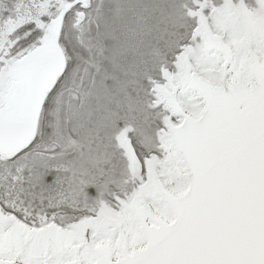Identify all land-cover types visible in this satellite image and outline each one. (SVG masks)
<instances>
[{
	"label": "snow or ice",
	"instance_id": "6c2138e0",
	"mask_svg": "<svg viewBox=\"0 0 264 264\" xmlns=\"http://www.w3.org/2000/svg\"><path fill=\"white\" fill-rule=\"evenodd\" d=\"M0 264H264V0H0Z\"/></svg>",
	"mask_w": 264,
	"mask_h": 264
}]
</instances>
